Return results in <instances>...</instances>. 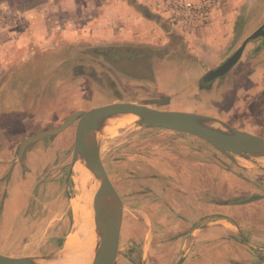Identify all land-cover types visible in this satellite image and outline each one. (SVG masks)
Instances as JSON below:
<instances>
[{
	"label": "rangeland",
	"instance_id": "374dc122",
	"mask_svg": "<svg viewBox=\"0 0 264 264\" xmlns=\"http://www.w3.org/2000/svg\"><path fill=\"white\" fill-rule=\"evenodd\" d=\"M139 1L142 13L155 15V6L161 0ZM104 2L0 0V207L15 206L16 216L31 218L29 222H5L0 218V247L7 253L41 257L58 254L76 230L73 201L84 190L89 189L92 194L83 171H74L81 164L79 157L73 160L76 122L63 133L29 145L21 158L18 156L20 144L26 138L57 128L76 112L113 102H131L164 111L206 115L239 130L264 135V93L253 101L246 95V90L253 86L246 78L247 65H238L229 75L210 84L201 83L207 70L218 66L237 49L235 44L213 61L214 65L202 55L200 38L178 40V30L167 23L164 31L153 22H145L144 33L157 31L162 43L153 49L154 53L145 48L149 52L138 58H111L112 69L118 75H110L105 58L93 48L121 45L86 43L85 35L90 17ZM243 6L252 10L246 14L243 32L235 42L256 29V17L264 13V0ZM38 13L45 16L38 24L42 36H25V29L36 21ZM78 29H83V33L76 35L74 30ZM252 46L256 48L258 43L249 45L244 58L251 57ZM134 50L131 47L130 51ZM155 59L161 75L152 67ZM127 123L105 127L100 136L101 158L117 190L122 191L128 179L161 175L157 183L173 182L163 174L175 171L178 161L186 160L185 170L192 172L186 180L188 191L196 193L194 196L199 199L200 188L207 186L203 201L213 212L209 220L223 218L231 223L226 225L230 233L210 235V242L221 237L228 241L224 243L225 252L239 253L244 263L252 255L249 264H264V161H248L235 155L230 159L195 137L145 125L138 118ZM183 151L188 152L185 159L180 156ZM200 160L207 161V166L203 164L206 180L198 177ZM87 210L90 211L89 207ZM88 211L82 221L91 218ZM80 223L91 238L93 222ZM157 223L137 224L141 236L147 230L155 235L153 244L147 243L151 259L144 264H171L169 251H158L156 246L173 241L176 233L173 230L162 235L168 229L165 225L155 228L160 234L151 230ZM221 244L210 243L209 249Z\"/></svg>",
	"mask_w": 264,
	"mask_h": 264
},
{
	"label": "crops",
	"instance_id": "0c3cea01",
	"mask_svg": "<svg viewBox=\"0 0 264 264\" xmlns=\"http://www.w3.org/2000/svg\"><path fill=\"white\" fill-rule=\"evenodd\" d=\"M162 1L163 0L159 2L158 6ZM258 1L259 0H225L222 7L214 15L212 23L207 29L201 30L193 35H183L177 32L179 36H176L175 39H183L182 37L188 39L200 38V44L203 46L202 55L206 60L210 61V64L215 65L216 62L213 61L221 57V54H224L227 49L231 48V45L235 44L239 46L244 40V38L240 37V39L235 42L237 39L236 37L243 32L241 27H243V22L245 23L246 14L248 11L252 10L249 7H244L243 4ZM139 3V0H106V2L102 3L101 6L98 7V11L95 13L96 15L94 17H90L88 31L85 34L88 39V41L86 40V43L97 44V42H114L121 46L114 45L108 47L123 50L130 55V57L114 55L103 56L106 64L110 67V75L116 74L112 69L114 62H112L111 58H138L142 56V53L147 54L146 52H149L148 50L146 51V49H149L152 53H154L153 49L158 47V44L160 45L162 43V41H158L160 34H157V31L144 33L146 26L145 22H153L155 26L162 27L164 31L166 30V23L171 26L169 21L166 19V15L159 11L158 6H155L156 14L154 15L149 12L142 13L144 11H142V6ZM36 16H39L35 18L36 21L32 23V25L28 24V29H25V36L32 33V35L39 36L40 39L42 33L39 31L38 24L43 21L45 16L42 15V13H38ZM162 16L165 19H163ZM256 20L257 21L254 23V26L257 28L251 33H248L249 35L256 31L264 23V13L258 15ZM74 33L76 35H78L77 33H83V29L74 30ZM169 38L171 40L173 37ZM260 42L261 41L259 39L255 42L247 44L240 60L231 70H235L238 65H241L242 63L247 65L249 69L246 78L253 84V86L251 85L246 90V95H248V98L250 97L252 101L253 99L257 100V97L263 95L264 93V46L261 47ZM172 43H174V41H172ZM252 43H258V46L256 48L252 46V51L250 52L251 57L244 58L245 51H247V48L249 45H252ZM131 47L136 49L134 51H137V53L132 54L134 51H130ZM98 48L103 47L93 48V51L95 52ZM243 58L244 60L242 61ZM47 59L50 58L48 57ZM155 61L156 59L154 60L152 67L155 72L161 75V72L158 69V64H155ZM155 68H157L158 71H156ZM229 73L227 75H229ZM240 100H242V97ZM60 133H63V131ZM247 133L253 135L256 134V136L258 135V133L249 131ZM260 137L264 138V135H261ZM187 154L188 152L183 151L180 156L184 158ZM181 161L182 160L178 161V167L175 171L169 170L167 173L163 174V177H170L173 182L169 181L157 183L160 181L161 175H157L158 178L152 177L151 179H145L143 177L137 178L136 180L128 179L122 191L119 192L109 177L123 205L118 254L114 263L144 264L147 259H151V251L148 250L149 245H147V243L152 242L153 244L155 241V235H153L152 231L147 233V230L144 235L141 236L137 224H139V222H143V225L150 226V222H158L157 226L155 225L154 229L151 230H157L155 229L156 227L165 225L168 229H166L162 235L167 236L169 233H172L173 230L176 233L174 234L173 241L156 246L159 247L158 251H169L168 261L171 264H249L248 262L253 258L252 255L247 256L245 259H247L246 261L248 262L244 263L242 261V256L239 253L233 254L231 252H225L224 243H227L228 241L222 240L221 237H218L216 241L210 242V240L213 239H210V235L213 236L220 235L221 233H230V230H228L229 228H227L226 225L229 224L231 226V223L223 218L209 220V215L213 212L209 209L208 204L203 201V194L206 193L207 186L200 188L199 191L201 192V197L199 199L195 198L196 196H194V194L196 193L188 191V184L186 182L187 178L191 177L190 175H192V172L185 170L187 164L186 160ZM200 164L202 168L198 173V177L201 178V180H206L207 171L206 168H203V166H207V161H204L203 163V160H200ZM180 165H182L183 168H181ZM12 169L13 167L10 168V170ZM157 195L159 197H156ZM194 199H196V202H194ZM151 200L155 202H152ZM15 210H17L15 206L4 204L3 207H0L1 220L5 222L13 219H17V221L19 219V222H29L31 220L30 217L22 218L20 216H16ZM167 222H169V224ZM214 223L217 224L215 226L208 227L210 224ZM181 228H184L185 230L177 232ZM215 228H217V230H213ZM157 232L159 234L161 233L158 230ZM210 232L217 234H209ZM148 235L151 236L150 240H147ZM210 243L212 244L211 246L214 244H222L221 246H216L210 250ZM166 244H168L169 250H166ZM135 245H139L140 247ZM156 250L157 248L153 249L154 254H156V252H154ZM0 254L16 257H35L33 255L21 256L7 253L2 250L1 247Z\"/></svg>",
	"mask_w": 264,
	"mask_h": 264
},
{
	"label": "water",
	"instance_id": "95a60500",
	"mask_svg": "<svg viewBox=\"0 0 264 264\" xmlns=\"http://www.w3.org/2000/svg\"><path fill=\"white\" fill-rule=\"evenodd\" d=\"M260 39L264 46V23L246 37L237 49L218 66L208 70L201 78L202 84H210L225 77L240 60L245 47ZM102 56L130 57L125 51L103 47L95 50ZM124 115L137 116L145 125L195 137L215 150L231 158L239 156L245 160H264V138L238 130L216 118L179 111H164L146 104L113 102L69 116L60 126L39 132L21 142L18 156L31 144L45 137L54 136L72 123L74 130L73 160L79 157L94 177L97 185L92 193L91 207L99 235L97 254L91 264H113L118 254V244L123 217V205L104 167L100 153V136L106 123ZM58 254L50 256L16 257L0 254V264H50Z\"/></svg>",
	"mask_w": 264,
	"mask_h": 264
},
{
	"label": "bare ground",
	"instance_id": "6f19581e",
	"mask_svg": "<svg viewBox=\"0 0 264 264\" xmlns=\"http://www.w3.org/2000/svg\"><path fill=\"white\" fill-rule=\"evenodd\" d=\"M137 116L134 115H122L119 116L118 119L115 118L114 120L107 122L106 127H110L117 125V126H123L125 124H128L132 119H136ZM118 122H123V123H118ZM116 127V126H115ZM264 161V160H263ZM75 169H81L83 173L86 175L88 182L92 188V193L97 185V182L95 181L94 177L92 174L83 166V165H76L74 167ZM89 190V189H87ZM87 190H84L83 193L81 194L80 198L77 197L76 201L74 200V207H73V213L75 217V227L76 230L74 231L73 234L70 235V240L68 243H64L61 251L59 252L57 260L53 261L50 264H91L93 260L96 257L97 254V249H96V244L98 241V227L95 223L94 216H93V210L91 207V199H92V194L91 192H88ZM89 207V210L87 208ZM90 214L91 218L89 215V220L82 221L84 217H86V214ZM80 222H93L94 226V234H92V237L88 238V234L86 232V227L81 225ZM78 231L80 233H78ZM93 232V231H92ZM72 235L74 237H72ZM90 235V234H89ZM72 237V238H71ZM86 238H88V241L86 242Z\"/></svg>",
	"mask_w": 264,
	"mask_h": 264
},
{
	"label": "built area",
	"instance_id": "2783aa9c",
	"mask_svg": "<svg viewBox=\"0 0 264 264\" xmlns=\"http://www.w3.org/2000/svg\"><path fill=\"white\" fill-rule=\"evenodd\" d=\"M225 0H163L159 11L180 34L193 35L207 29Z\"/></svg>",
	"mask_w": 264,
	"mask_h": 264
},
{
	"label": "trees",
	"instance_id": "16d2710c",
	"mask_svg": "<svg viewBox=\"0 0 264 264\" xmlns=\"http://www.w3.org/2000/svg\"><path fill=\"white\" fill-rule=\"evenodd\" d=\"M203 87H204V85H203Z\"/></svg>",
	"mask_w": 264,
	"mask_h": 264
}]
</instances>
